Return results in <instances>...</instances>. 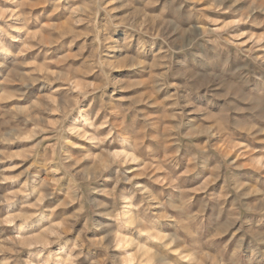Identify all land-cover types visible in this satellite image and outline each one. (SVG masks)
I'll return each instance as SVG.
<instances>
[{
    "label": "clouds",
    "instance_id": "1",
    "mask_svg": "<svg viewBox=\"0 0 264 264\" xmlns=\"http://www.w3.org/2000/svg\"><path fill=\"white\" fill-rule=\"evenodd\" d=\"M0 264H264V0H0Z\"/></svg>",
    "mask_w": 264,
    "mask_h": 264
}]
</instances>
